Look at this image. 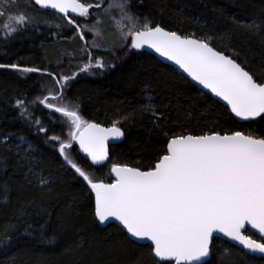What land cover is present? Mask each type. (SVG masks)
<instances>
[{
  "label": "trees",
  "instance_id": "obj_1",
  "mask_svg": "<svg viewBox=\"0 0 264 264\" xmlns=\"http://www.w3.org/2000/svg\"><path fill=\"white\" fill-rule=\"evenodd\" d=\"M131 4L132 12L141 19L146 16L154 25L205 40L252 73H260L264 68V36L252 35L237 24L264 20V0H131ZM9 9L13 11L9 13ZM17 9L34 16L37 24L24 27L11 42H5L0 35V64H17L21 69L32 67L41 71L26 73L0 68V137L10 136V143L14 145L18 136H25L33 144L35 159L55 183L52 192L23 188V170L16 157L0 144V157L7 158L6 168H0V184L10 187L8 203L0 192V226L9 221L15 223L13 218L18 209L29 200L43 202L51 213L50 216L26 217L33 224L31 234H26L21 227L10 243L0 246V264H157L148 244L133 243L114 223L103 226L98 222L94 216L95 194L63 160L58 153V143L46 144L43 135L37 136L35 130L19 118L15 107L17 99L50 96L49 90L59 86L47 73L71 74L88 62V54L74 26H67L63 16L42 9L34 0H0V11L5 12V16H0V24ZM74 17L77 24L85 22V18ZM93 19L92 16L87 18L88 21ZM103 20L106 47L92 49L91 58L93 63L103 58L115 67L98 70L95 75L90 74L93 70L80 73L65 87L61 101H49L78 103L79 114L89 123L112 126L113 121H120L117 126L124 131V139L110 147L105 164H91L76 144L67 150L73 162L95 180L113 183L112 164L148 170L162 154L168 139L165 132L168 136L212 131L264 135V121L259 118L238 121L225 105L154 55L141 50L125 53L127 45L121 47L112 23L107 17ZM55 24L61 27L57 29ZM93 38L94 34L85 30L84 39L89 45ZM107 49H112L115 55H110ZM255 78L259 81L262 77L256 75ZM149 88L167 118L166 122L163 118L159 120V127L150 114L140 111ZM33 111L48 125L49 135L67 139L66 118L63 126L59 122L53 126L48 121L49 110L38 106ZM56 119L60 120L59 114ZM246 234L259 239L249 230ZM223 241L214 239L217 252L212 264H264V260L245 255L235 246L222 256Z\"/></svg>",
  "mask_w": 264,
  "mask_h": 264
},
{
  "label": "snow or ice",
  "instance_id": "obj_2",
  "mask_svg": "<svg viewBox=\"0 0 264 264\" xmlns=\"http://www.w3.org/2000/svg\"><path fill=\"white\" fill-rule=\"evenodd\" d=\"M34 3L42 9L63 14L67 26H74L73 30L84 41L83 50L88 54V62L68 75L47 73L59 87L49 90L50 96L17 99L15 107L19 118L33 128L37 136L43 135L46 144L55 146L58 143V153L63 160L95 194L94 216L98 222L119 221L133 243L150 241L149 247L157 264H212V257L217 252L214 233L227 238L223 241L222 256L227 255L230 247L240 245L247 250L245 255L264 260V135L212 131L168 136L165 132L168 139L153 166L142 171L138 167L112 164L111 172L115 173L116 180L104 183L73 162L67 150L74 142L78 143L94 165H103L109 157V139L118 141L124 136V131L117 126L120 121H113L111 127L105 128L85 121L79 114L78 103L49 102L50 99L61 101L65 87L80 73L93 70L90 74L95 75L98 70L115 67L103 58H97L94 63L91 58L92 49L106 47L103 17H107L116 29L121 47L127 45L125 53L145 46L154 49L226 101L231 112L245 121L257 118L264 121V68L260 73H252L205 40L166 31L146 16L141 19L132 12L131 0H95L94 3L88 0H34ZM92 9L95 11H90ZM70 12L85 18V22L77 24L69 17ZM0 16H5V12L0 11ZM89 16L94 19L88 21ZM36 24L34 16L17 9L0 24V35L5 42H11L24 27ZM237 24L252 35L264 36V20ZM54 27L59 29L61 25ZM85 30L94 34L90 45L84 39ZM107 50L110 55H115L112 49ZM6 67L26 73L41 71L32 67L21 69L17 64H0V68ZM256 75L262 78L258 81ZM53 92L55 94H51ZM38 106L49 110L48 121L53 126L58 122L63 126L64 118L67 119L66 140L48 134V125L34 114L33 109ZM140 111L150 114L157 127L160 119L167 120L150 88ZM56 114L60 115L59 121ZM10 139V136L0 137V144L16 157L23 170L22 187L52 192L55 181L50 173L45 174L35 159L33 144L23 135L17 137L14 145ZM6 165L7 158L0 157V168H6ZM0 192L4 194V202L8 203L10 187L6 183L0 184ZM29 215L50 216L51 213L43 202L29 200L18 209L13 218L15 223L9 221L0 226V246L10 243L21 227L26 234H31L29 230L33 224L26 218ZM46 223L41 225V234ZM248 225L249 231L255 230L259 239L245 234Z\"/></svg>",
  "mask_w": 264,
  "mask_h": 264
},
{
  "label": "water",
  "instance_id": "obj_3",
  "mask_svg": "<svg viewBox=\"0 0 264 264\" xmlns=\"http://www.w3.org/2000/svg\"><path fill=\"white\" fill-rule=\"evenodd\" d=\"M46 10H49V11H51V12H55V13H58L56 10H52V9H46ZM58 14H60V13H58ZM61 16H63V14H60ZM74 16H76V14H74V13H69V17H74ZM165 29V28H164ZM166 31H169V30H167V29H165ZM189 38H193V39H197V38H195V37H189ZM211 46V45H210ZM212 47V46H211ZM214 48V47H213ZM215 49V48H214ZM141 51H144V52H147V53H150V54H152V55H154L155 57H157L159 60H161L163 63H165V64H167V65H169V66H171V67H173V68H175L176 70H178L181 74H183L184 76H186L191 82H193L196 86H198L201 90H203L204 92H206V93H208V94H210L214 99H216L217 101H219V102H221L223 105H225L228 109H229V111H230V113L238 120V121H240V122H249V121H245V120H242L241 118H239V117H236L235 116V114L234 113H232L231 112V108H230V106L227 104V102L226 101H224L222 98H220V97H217L216 95H215V93H213V92H211V90L210 89H208V88H205L203 85H201L198 81H196V80H194L187 72H185L184 71V69L183 68H181L178 64H176L174 61H172V60H169L168 58H166V57H164V56H162V55H160L159 53H157L154 49H152V48H149L148 46H145L143 49H140ZM217 50V49H216ZM91 123H96V122H91ZM96 124H99V123H96ZM99 125H101V124H99ZM102 127H105V128H107V127H111V126H105V125H101ZM121 128V127H120ZM122 129V128H121ZM123 139H124V136L122 137V138H120V140H118V141H114V140H112V139H109V141H108V153H110V147L112 146V145H117V144H119L120 142H122L123 141ZM73 144H76L78 147H79V144L78 143H73ZM80 149V148H79ZM80 152H81V154H82V156L84 157V158H86L91 164H93L92 163V161H91V158L90 157H88L87 156V154L86 153H84V152H82V150H80ZM108 159H109V157H108ZM107 161H105L103 164H105ZM94 165V164H93ZM94 166H101V165H94ZM128 167H131V166H128ZM143 171V170H142ZM110 174H111V176L113 177V179H114V182H115V180H116V176H115V173H113V172H111V169H110ZM112 223H114V224H116V225H118L119 227H121L125 232H126V230L123 228V226L120 224V222L119 221H115V220H112L110 223L109 222H105L104 224H101V225H103V226H107V225H109V224H112ZM250 229V225H248V226H246V230H245V234H246V231L247 230H249ZM253 234H255V235H257L256 234V231L255 230H250ZM128 236H129V234H127ZM258 236V235H257ZM216 237H219V239H221V240H226L227 238H225V237H223L222 236V234H219V233H214V239H216ZM259 237V236H258ZM253 238V237H252ZM254 239V238H253ZM140 244H148V245H150L151 244V242L150 241H141V242H139ZM228 243H230V244H234V242H231V241H228ZM235 247H237V248H239V249H241L242 251H244V252H246L247 250L246 249H242V246H240V245H234ZM249 255H251V254H249ZM253 256V255H252Z\"/></svg>",
  "mask_w": 264,
  "mask_h": 264
},
{
  "label": "rangeland",
  "instance_id": "obj_4",
  "mask_svg": "<svg viewBox=\"0 0 264 264\" xmlns=\"http://www.w3.org/2000/svg\"><path fill=\"white\" fill-rule=\"evenodd\" d=\"M2 11V10H1ZM72 19H75V17L74 18H72ZM76 20V19H75ZM126 30V29H125Z\"/></svg>",
  "mask_w": 264,
  "mask_h": 264
}]
</instances>
